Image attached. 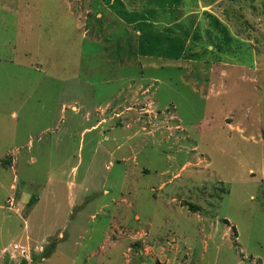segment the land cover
Here are the masks:
<instances>
[{"label": "rangeland", "instance_id": "374dc122", "mask_svg": "<svg viewBox=\"0 0 264 264\" xmlns=\"http://www.w3.org/2000/svg\"><path fill=\"white\" fill-rule=\"evenodd\" d=\"M111 2L0 0V264H264V0Z\"/></svg>", "mask_w": 264, "mask_h": 264}, {"label": "trees", "instance_id": "16d2710c", "mask_svg": "<svg viewBox=\"0 0 264 264\" xmlns=\"http://www.w3.org/2000/svg\"><path fill=\"white\" fill-rule=\"evenodd\" d=\"M151 1L157 7L172 9L182 0ZM111 4L119 18L133 25L135 30L138 31L135 49L137 55L168 59H180L185 56L186 34H172L169 32L170 30H157L154 28V24L150 20L153 11L150 8L142 12L128 11L124 7V0H112ZM53 247L54 243L49 241L45 246L44 257L48 256ZM21 264H26V262L23 261Z\"/></svg>", "mask_w": 264, "mask_h": 264}, {"label": "built area", "instance_id": "2783aa9c", "mask_svg": "<svg viewBox=\"0 0 264 264\" xmlns=\"http://www.w3.org/2000/svg\"><path fill=\"white\" fill-rule=\"evenodd\" d=\"M11 247H12V256L13 257H26L27 258V256H26V250L25 249H23V248H20V247H24V246H22V244H20V243H13L12 245H11ZM41 249H39V251H40ZM17 251H20V254L21 255H17ZM20 259V258H19Z\"/></svg>", "mask_w": 264, "mask_h": 264}, {"label": "crops", "instance_id": "0c3cea01", "mask_svg": "<svg viewBox=\"0 0 264 264\" xmlns=\"http://www.w3.org/2000/svg\"><path fill=\"white\" fill-rule=\"evenodd\" d=\"M39 199H40V197L38 196V198L36 199V203H38ZM36 203H35V204H36ZM35 204H33V207H32L30 210H34V209H35V206H36ZM27 229H28V225H27ZM31 235H34V232H33V234H31ZM4 247H6V246H4ZM55 250H56V249H55ZM55 250H54V251H55ZM54 251H53V252H54ZM51 254H52V253H51ZM43 260H45V257H44V258H41V260H39V261H43Z\"/></svg>", "mask_w": 264, "mask_h": 264}]
</instances>
